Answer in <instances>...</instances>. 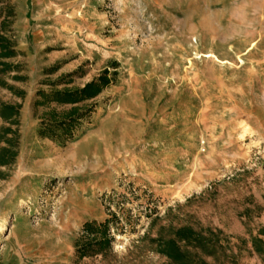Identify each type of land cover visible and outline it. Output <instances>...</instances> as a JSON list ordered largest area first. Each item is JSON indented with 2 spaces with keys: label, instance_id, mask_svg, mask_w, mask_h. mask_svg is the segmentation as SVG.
<instances>
[{
  "label": "rangeland",
  "instance_id": "1",
  "mask_svg": "<svg viewBox=\"0 0 264 264\" xmlns=\"http://www.w3.org/2000/svg\"><path fill=\"white\" fill-rule=\"evenodd\" d=\"M2 105L0 264H264V0H0Z\"/></svg>",
  "mask_w": 264,
  "mask_h": 264
},
{
  "label": "trees",
  "instance_id": "2",
  "mask_svg": "<svg viewBox=\"0 0 264 264\" xmlns=\"http://www.w3.org/2000/svg\"><path fill=\"white\" fill-rule=\"evenodd\" d=\"M97 81L100 82L98 83ZM107 84H108L107 79L104 78L103 76H100L99 79L88 82L87 84L84 85V87L80 89H76L74 91L55 92L56 94L54 96L56 97V99L57 98L62 99L60 101L64 103H74L79 100L87 99L95 96L101 90V88ZM16 113L17 110L14 107L8 105H2L0 109V115L3 117L5 115H9V116L16 115ZM13 156L14 154L10 155V157H8V155H5L3 156V158H0V165L10 163V159H12ZM261 233L264 234V232ZM186 240L188 242H192L193 246L197 247L201 252L210 253L206 251L204 245L205 237L188 227L177 229L176 238L159 239L157 251L160 254L166 256L172 262H176L179 264H206V262L203 259H196L189 261L190 255H188V253L186 252H183L178 243ZM105 241L108 242L107 239H105ZM259 243H261V240L259 238H252L253 245H257ZM78 253L79 255H84L85 253L84 247H80L78 249Z\"/></svg>",
  "mask_w": 264,
  "mask_h": 264
}]
</instances>
